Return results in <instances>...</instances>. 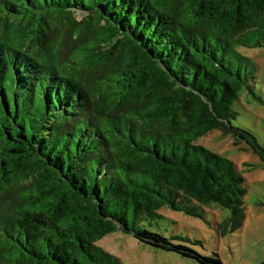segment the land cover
<instances>
[{
    "label": "trees",
    "instance_id": "obj_1",
    "mask_svg": "<svg viewBox=\"0 0 264 264\" xmlns=\"http://www.w3.org/2000/svg\"><path fill=\"white\" fill-rule=\"evenodd\" d=\"M80 16H79V15ZM264 46V0H0V264H121L97 241L222 264L160 228L163 207L245 219L244 176L195 141L233 125ZM262 264V263H261Z\"/></svg>",
    "mask_w": 264,
    "mask_h": 264
},
{
    "label": "rangeland",
    "instance_id": "obj_2",
    "mask_svg": "<svg viewBox=\"0 0 264 264\" xmlns=\"http://www.w3.org/2000/svg\"><path fill=\"white\" fill-rule=\"evenodd\" d=\"M238 51L250 60V84L263 103L242 91L234 103L237 115L232 123L252 131L264 147V46L239 47ZM195 143L232 160L244 176V225L220 236L217 223L228 215V210L212 204L203 207L201 218L163 207L159 210L164 215L159 229L166 237L187 238V242L179 239L174 242L185 243L201 254H216L222 264H257L264 258V165L245 143L235 145L232 137L222 136L219 130L208 132ZM97 244L117 256L121 264H200L192 258L141 243L120 231L106 234Z\"/></svg>",
    "mask_w": 264,
    "mask_h": 264
},
{
    "label": "crops",
    "instance_id": "obj_3",
    "mask_svg": "<svg viewBox=\"0 0 264 264\" xmlns=\"http://www.w3.org/2000/svg\"><path fill=\"white\" fill-rule=\"evenodd\" d=\"M245 219H246V212H245ZM245 219H244V222H245ZM244 222H243V225H244ZM243 225H242V227H243ZM242 227L240 228V229H242ZM259 262L257 263V264H264V258L263 259H259L258 260Z\"/></svg>",
    "mask_w": 264,
    "mask_h": 264
}]
</instances>
